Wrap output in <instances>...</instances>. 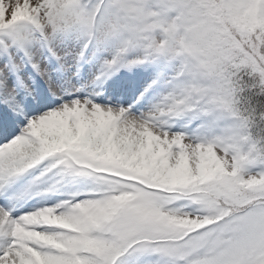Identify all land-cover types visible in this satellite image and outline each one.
Here are the masks:
<instances>
[{"label": "snow or ice", "instance_id": "obj_1", "mask_svg": "<svg viewBox=\"0 0 264 264\" xmlns=\"http://www.w3.org/2000/svg\"><path fill=\"white\" fill-rule=\"evenodd\" d=\"M0 264H264V0H0Z\"/></svg>", "mask_w": 264, "mask_h": 264}, {"label": "rangeland", "instance_id": "obj_2", "mask_svg": "<svg viewBox=\"0 0 264 264\" xmlns=\"http://www.w3.org/2000/svg\"><path fill=\"white\" fill-rule=\"evenodd\" d=\"M156 36L157 39L161 38L159 32H157ZM143 52H144L143 48L137 49V47H134L130 49L129 55L131 56L132 54V57H138L141 56ZM182 61H183V57L179 54L176 55H172L170 53L154 54L152 59L149 58V60L144 65L139 66V68L151 69L153 71L156 69H163L165 74L170 78L172 76H175L176 73L179 72L180 67L182 65ZM133 71H137V69L134 68Z\"/></svg>", "mask_w": 264, "mask_h": 264}, {"label": "trees", "instance_id": "obj_3", "mask_svg": "<svg viewBox=\"0 0 264 264\" xmlns=\"http://www.w3.org/2000/svg\"><path fill=\"white\" fill-rule=\"evenodd\" d=\"M141 48V47H140Z\"/></svg>", "mask_w": 264, "mask_h": 264}]
</instances>
